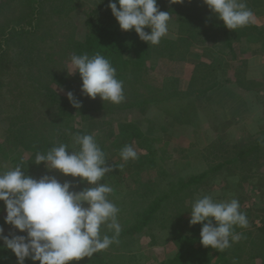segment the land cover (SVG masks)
<instances>
[{"label":"trees","instance_id":"16d2710c","mask_svg":"<svg viewBox=\"0 0 264 264\" xmlns=\"http://www.w3.org/2000/svg\"><path fill=\"white\" fill-rule=\"evenodd\" d=\"M48 1L52 2L53 0H15L13 2L15 4L13 9L15 13L19 12V15L6 18V21L0 23V73L12 70L16 75L23 74L19 66L15 67L14 59L8 53L7 46L10 41L27 36L39 38V40L40 38H49L51 41H55V43L50 41L47 46V50L51 52L40 50L37 55L42 57L41 61L48 67L51 81L58 79L65 84H72L79 76L69 74L64 68L65 64L70 62V57L73 54L87 53L92 56L95 53H100L115 67L116 78L123 81L125 99L120 104H114L103 101L99 95L93 99L73 93L82 102L81 106L76 108L68 96L58 94L52 86L50 87L48 83L42 81L41 76L45 71V65L43 64V67L39 65L28 72V77L24 74L30 82L25 87H20V90L24 89V93L29 94L30 98L25 99L24 96L19 100L18 97L12 104L17 112L10 116L6 133L0 137V172L10 170L20 164L26 175L38 179L47 174L55 176L61 183L73 181L75 188L70 190L80 191L89 186L86 181H81L79 177L74 178L71 175L62 174L56 169H48L44 162L36 164L34 162L36 154L38 152L46 154L51 147L58 146L60 143L67 144L69 152L71 150L78 151L79 145L73 141L75 134L94 135L99 146V140L110 141L117 159L111 162L106 160L107 165L113 166V171L107 173L101 183H106L123 194L125 200L129 196L130 201L123 203L125 207L122 206L119 209V212H123L128 207L129 212L119 222L122 230L117 238V243H113L108 249L94 254L91 258L73 260L69 264H146L142 260L141 252L133 249L120 252V248L125 244L131 245L139 240L142 234L147 233L151 225L160 219L159 212L162 205L168 207V204H172L170 200L173 197L180 199L191 188H199V185L215 171L226 165L235 164V162H244L250 156L254 158L259 156L264 159V126L257 134L249 136L247 141L233 145L234 155L224 158L201 173L180 179L178 184L172 185L167 192L153 194L154 196L146 201L143 194L137 196L143 197L140 199L134 198L131 194L137 189L133 184L140 182L143 168L146 165L154 166L157 149L153 147V143L157 140L147 136L133 121L119 122L116 128L111 126L107 133L102 134L101 122L99 123L96 117L104 113L112 115L117 111H128L135 106L144 108L150 105L160 106L175 102L171 109L165 110L173 123L196 125L197 108L191 99L201 96H207L210 99L211 92L230 82L228 78L218 79L217 72L221 69L216 65H220L221 59L214 56L211 64L205 62L196 64L187 90L183 91L178 87L176 77L170 75L165 78L160 87L147 85L148 91L143 92L136 90L138 89L136 86L140 83L141 70L146 67L147 61L164 56L165 50L177 43H185V46L189 47L192 44L206 45L208 41L216 43L220 39L222 46L227 48V52L219 53L224 57L230 53L231 59H236L243 66L246 61L241 59L240 55L249 49L241 48L239 56H237L233 40L238 42L245 38L247 41L249 40V43L255 41L254 46L250 45V47L264 50V25L250 23L236 30H230L222 20H219L211 12L203 0H184L183 3L175 4H170L169 0H157L159 10L169 12L177 22L179 35L174 41L162 38L158 45H151L141 40L134 29L121 30L109 7V0H94L90 7L82 6L77 0H60L56 4H51L52 13L63 16L69 26H62L61 30L53 28L50 32L49 29L44 30L49 12L45 10ZM245 3L254 14L264 13V0H245ZM78 9H82L84 18L85 33L82 38L75 36L77 27L74 26L73 14H71ZM145 31L150 32L151 30L146 27ZM56 36L58 38H55ZM220 36L221 38H219ZM251 37H254V40ZM13 65L15 69H12ZM31 75L33 76L31 77ZM235 80L239 86H248L246 80L240 78L237 80L236 77ZM1 84L3 83L0 82V86ZM183 100L186 101L183 102ZM26 103L28 104L26 105ZM36 108L41 110V116L37 117L40 120L37 121L32 114L36 112ZM38 121L41 124L36 126ZM125 145H131L137 151V159L127 162L121 159L120 150ZM217 148L220 149L221 145ZM24 151L31 153L26 156ZM141 151H144V154L140 153ZM121 164L124 165L122 168ZM257 184L261 187L260 183ZM151 191L155 192L153 187ZM134 195L137 194L134 193ZM113 200L116 201V198ZM182 206L183 204L173 203L170 208L173 215L165 219V222L164 220L159 222L161 228L169 229L174 244L172 256L162 260L159 262L160 264H251V259L253 262L259 260V264H264V205L257 206L256 212L259 214L253 216L258 219L259 224L253 223L252 219L251 226L236 227L235 231L243 234L242 239L233 243L224 252H219L211 246L204 247L200 243L202 224L190 225V217L184 216H190V211ZM250 212L245 213L247 220L252 216ZM5 215L4 203L0 201V226L12 227L5 223ZM101 234L111 236L112 232L105 229ZM244 243L250 244V250L253 251L247 252L246 260L242 258L243 253L247 251V248L243 249ZM2 244L0 241V245ZM0 264H17V258L9 249L0 247ZM25 264H39V262H30L25 259Z\"/></svg>","mask_w":264,"mask_h":264},{"label":"rangeland","instance_id":"374dc122","mask_svg":"<svg viewBox=\"0 0 264 264\" xmlns=\"http://www.w3.org/2000/svg\"><path fill=\"white\" fill-rule=\"evenodd\" d=\"M58 1L60 0L47 2V8L45 10L49 12L44 30L49 29V32L53 28L54 30H61L62 26H69L65 19H63V16L52 13L51 4H56ZM77 1L82 6L87 7L92 6L94 3V0ZM13 2H15V0H0V23L4 22L6 18L19 15V12L15 13L13 9L15 5ZM71 14H73L74 26L76 25L77 27V29L75 28V36L82 38L85 33V28L83 26V11L82 9H78L76 12H71ZM168 28V33L163 38L168 41L176 40L179 35L178 26L172 16L169 20ZM58 36L55 38H58ZM219 38H221V36ZM50 41L49 38H40L39 40V38L27 36L17 38L10 41L8 44V53L11 58L14 59V65L15 67L19 66L23 74L21 76L16 75L12 70H6L0 73V82L3 83L0 86V137L4 136L6 133L10 116H12L14 112H17L15 107L12 106L13 102H16L18 97L19 100L23 99L24 96L26 97L25 99L30 98V95L24 93V89L20 90V87H25L29 84L30 81L25 77V75H28L29 71L34 70L39 65L43 67L44 63L40 59L42 57H39L37 53L40 50L50 51L47 50ZM51 42L55 43V41ZM238 42L233 40L237 56H239V50L241 51V48H252L244 41ZM219 49H221V51H219ZM219 52H227V48L222 46L220 39H218L216 43L208 41L206 45L192 44L189 47H186L185 43L171 45L165 50L164 56L154 58L152 61H147L146 67L141 70L142 75L139 78L140 83L137 84L136 87L138 89L136 90L147 92L149 89L147 85H150V87L151 85L160 87L165 78L170 75L176 77L178 87L187 90L195 65L200 62L211 64L214 56H218L219 59H221L220 65H216L222 70L217 72L218 79H230V72H234L233 75L237 80L240 78V75H245V73L249 78H253L254 74L257 73L256 65L254 68L256 62H251V64L246 63L242 66L236 59H231L230 53H227L224 57ZM246 52H248V50ZM246 52L240 56L241 59L246 58ZM14 65L12 69H15ZM44 65L45 71H43V75L41 76L42 81L48 83L50 87L52 86L58 94L67 96L69 91L82 94V79L78 72L72 74L79 76L77 80H74L72 84H65L58 79L51 81V77L48 75V67L46 64ZM250 67H252L251 70ZM64 68L66 71L67 69L70 71V62L66 63ZM32 76L33 75H31V77ZM248 77H246L247 79L245 78L248 86H245L246 88L242 86L239 87L242 91L248 92L246 93L248 97H250L248 101L250 100L254 109H256V107L261 108L262 106L264 115V105L261 102V98L264 99V78L263 81L256 82V79H249ZM199 87L202 88L201 85H199ZM250 91H252V93H250ZM258 92L261 93L259 94ZM82 96L86 97V95L83 94ZM191 100L197 108V122L194 126L174 124L170 116L165 113V110L171 109L175 102H169L167 103L168 105L161 104L160 106L150 105L144 108L135 106L128 111H117L112 115L105 113L97 115L96 120L99 123L101 122L100 126L103 128V131H101L102 134L107 133L111 126L116 128L119 122L133 121L140 126L147 136L157 140L153 143V147L157 149V153L154 156V166L146 165L142 170L140 182L132 183L133 186L137 188L131 194L134 198L139 194H143L144 199L149 201V199L154 196L153 194L163 191L167 192L172 185H177L180 179L201 173L217 162H221L224 158L234 155L235 149L232 148L233 145L247 141L249 136L255 135L240 127L235 120L220 121L215 118L211 109V98L209 99L207 96H201L192 98ZM185 101L186 100H183V102ZM27 104L28 103H26V105ZM23 105H25L24 102ZM35 111L36 112L32 114L37 121L39 119L37 117L39 115L41 116V110L40 108H36ZM39 124H41V122L38 121L36 126H39ZM39 130L41 131V127ZM99 144V147L105 153L106 160L111 162L117 159L110 141L99 140ZM219 145H221L220 149L217 148ZM24 153L27 156L30 155L31 152L24 151ZM140 153L144 154V151ZM257 183H260L261 187H259ZM152 187L155 191L154 193L151 191ZM134 193L137 195H134ZM204 195L212 196L217 202H230L232 199H237L240 204V210L244 213H248L249 211L252 213V216L248 219V226L252 225V219L253 223L256 222V224H259L258 219L253 216L259 214V212H256L257 206L264 205V159L259 158V156L256 158L250 156L244 162L239 161L235 162V164L226 165L215 171L213 175L207 177L199 185V188H191V190L187 192V194L182 195L180 199L173 197L170 200L172 204H168V207H163L165 205H162V209L159 212L160 219L151 225L147 233L142 234L139 240L131 245L125 244V246L120 248V252H126L127 249L141 252L142 260L146 264H160L159 262L162 260L171 257L174 253L172 237L169 234V229L160 227V220H164L165 222V219L173 215V211L170 210L173 203L183 204L182 207L187 208L191 212L190 208L194 200ZM108 198L111 202L116 203L115 205L119 209L122 208V206L123 208L125 207L123 203L130 201L129 196L125 200V196L114 189L113 192L109 194ZM114 198H116V201L113 200ZM137 198L140 199L143 197L140 196ZM85 206L87 205L85 204ZM127 212H129L128 207L123 210V212L118 213L119 222L124 218ZM184 216L187 218L190 217L188 215ZM105 229H107L106 226L102 227V232H104ZM10 231L15 232L17 235H26V232H20L13 227H4L5 235H8ZM253 237H255V235H253ZM244 244L245 246L243 249L245 250L247 248V251L243 253L242 258L246 260L248 256L247 252L253 251L250 250V244ZM26 259L30 262H39L32 261L30 258ZM250 261L251 264H259V260L256 262L254 261L255 263L253 259Z\"/></svg>","mask_w":264,"mask_h":264},{"label":"clouds","instance_id":"9594fccd","mask_svg":"<svg viewBox=\"0 0 264 264\" xmlns=\"http://www.w3.org/2000/svg\"><path fill=\"white\" fill-rule=\"evenodd\" d=\"M183 2L169 0L170 4ZM203 3L230 30L254 22V14L245 0H203ZM109 7L121 30L134 29L148 44L158 45L168 33L171 14L159 10L157 0H109ZM146 27L151 31H145ZM70 64L71 70L66 69L69 74H80L83 95L93 99L99 95L103 101L114 104L124 101L123 81L116 78L115 67L103 55L73 54ZM67 96L74 107L81 106L82 102L71 91ZM73 141L79 145L78 151L69 152V146L60 143L46 154L38 152L34 162H44L48 169L86 181L89 186L80 191L70 190L75 188L73 181L61 183L47 174L38 179L26 175L20 164L0 172L4 221L26 232V235H17L10 231L5 235L4 227L0 226V241H3L0 247L11 250L17 264H25L26 258L39 264H69L91 258L118 242L122 230L118 221L120 210L108 198L113 188L101 183L113 171V166L106 164L105 153L94 135L75 134ZM120 157L127 162L137 159L138 153L131 145H125ZM190 210V225L202 224L200 243L219 252L242 239L243 234L236 232V227L248 226L237 199L217 202L212 196L204 195L194 200ZM105 226L112 232L111 236L101 234Z\"/></svg>","mask_w":264,"mask_h":264},{"label":"crops","instance_id":"0c3cea01","mask_svg":"<svg viewBox=\"0 0 264 264\" xmlns=\"http://www.w3.org/2000/svg\"><path fill=\"white\" fill-rule=\"evenodd\" d=\"M253 23L257 25H264V13L254 14ZM253 38L254 37H251L252 40H254ZM241 41L246 42L249 45V47L250 45L254 46L255 43V41H250L251 43H249L248 42L249 40L247 41V39L245 38L241 39ZM255 45L257 46V43ZM245 52L241 53V55L245 54ZM245 57H246L245 64L246 63L251 64V62H256V64H254V68L256 65L257 73L254 74L253 76V78L256 79L255 81L256 82L263 81L264 50L256 47H252L251 49L248 50V52H246ZM251 69L252 67H250V70ZM230 73H231L229 77L230 83L223 84L219 88L211 92L212 112L214 113L215 118L219 119L220 121L235 120L237 121L240 127L248 130L252 134H257L259 130L264 126L263 108L261 106V108L256 107V109H254V107L251 105L250 100L248 101V99L250 98L246 94L248 92L242 91L240 89L239 85L237 84V81L235 80V76L233 75L234 72H230ZM246 77H248L246 73L245 75H240L241 80H245ZM253 78H249V79H253ZM182 89L185 90L184 88ZM250 93H252V91H250ZM258 93L260 94L261 92ZM261 99H262L261 102L264 105V99L263 98Z\"/></svg>","mask_w":264,"mask_h":264}]
</instances>
